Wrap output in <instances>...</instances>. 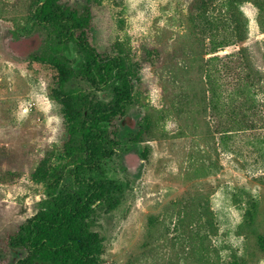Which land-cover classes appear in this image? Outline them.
Listing matches in <instances>:
<instances>
[{
	"label": "rangeland",
	"instance_id": "rangeland-1",
	"mask_svg": "<svg viewBox=\"0 0 264 264\" xmlns=\"http://www.w3.org/2000/svg\"><path fill=\"white\" fill-rule=\"evenodd\" d=\"M42 2L0 0V264L30 258L3 240L40 212L48 182L77 189L58 72L26 54L59 46L36 22ZM61 2L90 8V41L121 54L134 83L133 124L116 121L115 154L86 176L118 200L90 218L102 264H264V0ZM229 7L248 24L244 40L222 26ZM62 53L84 60L73 44ZM80 78L66 89L110 102V85Z\"/></svg>",
	"mask_w": 264,
	"mask_h": 264
},
{
	"label": "trees",
	"instance_id": "trees-1",
	"mask_svg": "<svg viewBox=\"0 0 264 264\" xmlns=\"http://www.w3.org/2000/svg\"><path fill=\"white\" fill-rule=\"evenodd\" d=\"M229 14L230 21L228 16L221 17L223 28L231 26L234 36L239 41L244 40L248 24L241 21L240 11L229 7ZM35 17L38 25L51 29L59 46L51 47L56 53L48 55L39 56L36 51L39 48L31 47L26 54L53 64L58 72L61 93L73 116L63 152L72 165L71 174L77 189L61 190L58 183L48 182V197L40 212L25 225L9 232L3 242L7 247L30 251L26 264H102L90 218L97 205L106 203L114 208L118 200L111 185L95 176H86L100 169L101 163L115 154L121 126H117L116 121L121 120L122 126L133 124L127 107L134 100V83L121 54L103 57L90 41V8L79 12L69 9L61 0H43ZM33 34L41 38L40 34ZM72 44L84 58L76 67L71 65L73 61L68 54H60ZM76 76L97 90L110 85V102L99 101L85 88L67 90V84Z\"/></svg>",
	"mask_w": 264,
	"mask_h": 264
}]
</instances>
